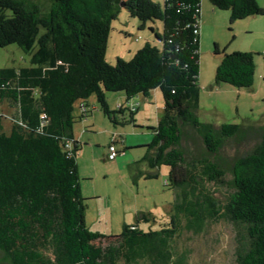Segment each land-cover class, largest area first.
Returning a JSON list of instances; mask_svg holds the SVG:
<instances>
[{
  "label": "trees",
  "instance_id": "16d2710c",
  "mask_svg": "<svg viewBox=\"0 0 264 264\" xmlns=\"http://www.w3.org/2000/svg\"><path fill=\"white\" fill-rule=\"evenodd\" d=\"M210 2L229 10L231 22L264 14L257 0ZM122 8L141 27L162 20L161 33L151 27L161 44L147 42L129 60L117 57L111 64L106 52ZM200 20L201 0H49L46 11L38 0H0V46L16 43L30 54L29 66L0 68V103L16 109L9 131L0 116V264H169L182 229L199 232L222 219L244 231L236 264H264V125L256 146L234 160L233 190L222 202L208 187L226 174L218 153L227 139L246 137L254 126L217 127L199 119ZM215 53H221L218 44ZM222 53L215 81L252 86L254 52ZM157 88L163 114L136 162L151 171L136 168L133 176L154 178L161 165L170 168L166 184L176 196L169 222L144 231L139 222L154 217L143 211L119 235L92 231L79 181L81 143L74 135V123L85 116L75 114L78 101L86 102L87 117L95 95L108 117L118 121L112 113L128 110L135 122L137 106L112 110L107 92L122 91L129 100ZM186 127L203 140L199 156H188L182 146Z\"/></svg>",
  "mask_w": 264,
  "mask_h": 264
},
{
  "label": "rangeland",
  "instance_id": "374dc122",
  "mask_svg": "<svg viewBox=\"0 0 264 264\" xmlns=\"http://www.w3.org/2000/svg\"><path fill=\"white\" fill-rule=\"evenodd\" d=\"M38 1L46 11L49 7V0ZM257 2L264 7V0H257ZM201 4L203 19L200 25L202 29L198 81L200 99L197 115L201 121L210 122L217 127L222 123L254 126L246 137L227 139L218 153L226 174L221 181L208 183V187L215 197L225 202L228 194L233 190L231 168L234 160L250 152L256 146L260 141V133L264 125V14L231 22L229 10L216 7L217 15L212 17L209 8L211 7L210 0H201ZM206 16L208 20H204ZM154 22L159 23L160 32H162V20L155 19ZM126 23L128 27H125ZM133 23L136 24L134 28H132ZM125 29L129 33L125 32ZM146 33L152 34L151 44L159 45L155 33L151 32L148 26L141 27V21L130 16L126 8H122L118 18L112 23L106 52L107 61L114 64L117 57L126 56L124 51L129 47L134 50L141 48L148 42ZM215 44H218L221 53H215ZM223 50L254 52L256 71L252 86L237 87L227 82L217 83L215 81L216 69L222 59ZM130 58L131 55L124 57L126 60ZM29 65L30 54L23 51L18 44L0 46V68ZM156 91L159 98H154L152 103L148 104V108L151 110L152 117L161 108V113L158 115L161 117L164 110V99L161 90L157 88ZM120 93L122 91L107 92V95L113 97L111 101L107 99L110 109H118L115 100ZM77 108H75V114H78ZM89 109L88 119L94 122V127L85 128L83 119H77L74 123L76 139L81 143L77 162L88 226L108 236L119 235L124 224L136 223L137 215L144 211L151 212L154 219L140 221V228L144 231L161 229L169 222V214L176 196L175 189L166 184L170 168L161 165L158 170L159 176L154 178H146L144 175L133 176L135 173L133 170L136 168L149 169L147 165L142 166L144 162H139V164L134 162L145 156L148 147L131 148L130 146L124 149L122 142L123 139L124 142L125 139L129 142L136 139V134H132L136 128H141L139 130L145 132L149 140H152V127L157 126L158 119L152 118L153 123L149 127L134 126V123L130 121L129 111L126 110L124 113L113 112L112 117L116 116L118 120L114 121L104 114L95 95L89 98ZM0 113L4 127L9 131L16 109L4 101L0 103ZM140 115L142 116L143 113ZM113 135H116L120 142L119 150H124L123 154L118 155V160H114L115 163L107 159L108 143ZM182 146L186 149L188 156H199L205 149L201 136L188 127L185 130ZM84 147L88 148L84 150ZM81 150H84V153ZM239 232L243 234L244 231L241 227L224 219L208 222L199 232L184 228L172 242L174 257L169 264H236ZM110 240L112 239L103 241L95 239L94 242L95 244H107ZM139 264L150 263L141 261Z\"/></svg>",
  "mask_w": 264,
  "mask_h": 264
},
{
  "label": "crops",
  "instance_id": "0c3cea01",
  "mask_svg": "<svg viewBox=\"0 0 264 264\" xmlns=\"http://www.w3.org/2000/svg\"><path fill=\"white\" fill-rule=\"evenodd\" d=\"M155 1H157L161 5L164 4V0H155ZM202 4H201V20H200V25H201V22H202V19H203V7H202ZM209 8H210V12L212 13L211 16L212 17H215L217 15V11H216L217 8L212 3H211V7H209ZM211 16H210V18H211ZM247 18H250V17H247ZM206 19L208 20L209 18L206 16L204 20H206ZM128 23H130V22L128 21ZM135 26H136V24L133 23L132 24V28H134ZM146 26H148L150 28L151 32H153V30L151 29V27H154L157 30V32L161 33L160 32V25L157 22L146 23L145 28H146ZM125 27H128L127 23L125 24ZM201 30L202 29L200 27V32H201ZM126 31H127V29H125V32ZM146 39H147L148 42L152 41V34L151 33H146ZM158 41H159V45H160L161 44V41L160 40H158ZM154 44L155 45H158L156 43H154ZM135 51L136 50H134V48L129 47L126 51H124V53H125V55L127 57L128 56L130 57V55L132 57L133 54L135 53ZM126 56H124V57H126ZM158 96H159L158 95V92L155 89L153 91V93H150V95H148V96H146V95L143 94V97H142V93H139L138 95H136L133 98H131V99L128 100L126 94L124 92H122V93H120L119 97H117V99L115 100V101H117V107L116 108H119L120 105H122L124 107H128L130 105H136L138 109H137V113L135 114V122H133L134 123V126H140V127L147 126V127H149V125H152V123H153L152 122V118L155 119V117H156L158 119V121H159V118H160V116H158V115H160V113H161V108H159V111L157 110L156 115H154V117L151 116V114H152L151 113V110L148 108L149 107L148 104L152 103V100L154 98L155 99H158L159 98ZM112 98L113 97L111 95H107V99H109L108 101H111ZM88 102H89V100H88ZM113 107H115V105ZM77 109H78V114H79V112H80L79 107ZM93 113H92V116H93ZM142 113H143V115L141 116L140 114H142ZM88 117L87 118H83V120L81 119L82 122H83L84 127L85 128L94 127V122L90 121V119H88ZM146 117H148V118H146ZM139 129H141V128H139ZM139 129L136 128V131H134L132 133V134H136V136H137L136 139H134V140L132 139L131 142H129L128 139H125V142H124V139H123L122 142L124 143V149L129 148L130 146H131V148H133V147H143V146H147V143H150L151 142V140H149V138H148V135H145V132H143L142 130H139ZM74 135H75V132H74ZM153 135H154V132H153ZM75 138H76V135H75ZM81 138H82V136H81ZM111 141H112V139H110V142ZM109 143H108V145H109ZM116 143H117V147H119V143L120 142H119L118 139H116ZM87 148L88 147H84V150H86ZM84 150H81L82 153H84ZM80 156H82V155H80ZM117 157L115 159H113V162L114 163H115ZM94 160L95 159L93 158V161ZM108 160H110V159H108ZM138 161H140V160H138ZM138 161H134V162H138ZM146 165H147L146 162H144L142 166H146ZM142 170H144L145 172L151 171L150 169H146V170L145 169H142ZM95 195H99V194H95ZM96 197H98V196H96ZM89 228L92 231H98V230L92 229L91 227H89Z\"/></svg>",
  "mask_w": 264,
  "mask_h": 264
},
{
  "label": "built area",
  "instance_id": "2783aa9c",
  "mask_svg": "<svg viewBox=\"0 0 264 264\" xmlns=\"http://www.w3.org/2000/svg\"><path fill=\"white\" fill-rule=\"evenodd\" d=\"M78 107L80 109V114H84V118H87L86 114H87V107H86V102L82 99L78 101ZM129 107H131L132 109H134L136 107V105H130ZM0 116L1 113H0ZM43 117H45V115H43ZM116 135L112 137V141L109 143L108 145V154H107V158L110 160L115 159L118 155L123 154L124 151H120L117 147V143H116ZM71 143L70 141L68 143H66V147L70 148Z\"/></svg>",
  "mask_w": 264,
  "mask_h": 264
},
{
  "label": "water",
  "instance_id": "95a60500",
  "mask_svg": "<svg viewBox=\"0 0 264 264\" xmlns=\"http://www.w3.org/2000/svg\"><path fill=\"white\" fill-rule=\"evenodd\" d=\"M121 5L124 7V1L121 3Z\"/></svg>",
  "mask_w": 264,
  "mask_h": 264
}]
</instances>
